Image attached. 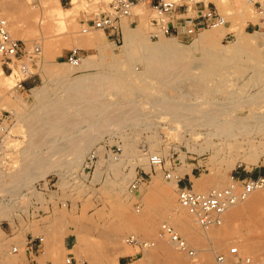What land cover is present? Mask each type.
<instances>
[{
  "label": "rangeland",
  "instance_id": "1",
  "mask_svg": "<svg viewBox=\"0 0 264 264\" xmlns=\"http://www.w3.org/2000/svg\"><path fill=\"white\" fill-rule=\"evenodd\" d=\"M48 1L52 4L58 3L56 13L60 15L62 23L53 18L51 13L45 12L43 6L48 4ZM75 1L81 2L74 4ZM202 1L214 5L228 23L223 27L222 34L218 35V45L228 47L240 55L243 51L240 45L242 38L251 39L253 44L257 45L263 43L258 29L254 27L259 23V18L250 0ZM17 2L27 6L20 7V11L7 7L6 15L0 19L9 21L12 36L25 43L28 52L34 57L35 64H31L25 57V60L12 66L14 75H11L9 70L4 72L1 68L0 71V186L6 189L11 186L8 183L19 185L18 178L22 176V180L25 175H8V172L5 173L6 169L14 167L17 170L22 165V159L29 160L37 154H32L35 141L30 142L27 135L29 128L26 130V127H34L35 124L37 129L42 127L39 122L32 125L29 123L30 119L42 115L45 111L44 104L46 106L52 101L67 102V99H72V95L69 97L71 92L65 90L69 88L66 89L67 85L70 86L69 83L78 78L118 75L127 71L125 62L120 63L124 60L121 47L125 43V27L129 31L142 32L150 44L163 39L174 40L182 47L191 48L190 52L197 57L200 52L192 46L199 36L222 28L207 29L196 37L186 34L176 37L164 36L152 25L156 14L149 7L140 5L134 10L133 18L123 20L122 31L119 33L92 30L85 34L82 22L105 10L108 0H72L68 5L61 0H40L39 5L25 0ZM25 8L30 11L25 12ZM60 24H63L64 28ZM154 34H157L158 38H152ZM92 42L94 46L90 45ZM85 43L89 46L81 48ZM35 44L41 45V55L32 53ZM74 49L81 51L83 60L90 55L96 57L98 64L87 70L82 67L83 63L82 68L71 66L66 59ZM24 63L28 64L30 71L39 76L41 81L31 92L18 88L19 83L26 79L21 73ZM254 64L255 62L252 65ZM131 65L135 67L133 70ZM131 65L129 68L132 72H142L140 64ZM59 70L69 72V76L65 80L60 76L58 78L54 73ZM194 72L198 74V71ZM125 79L126 89H122L123 93L121 89L118 95L110 91L106 93V98L116 104L122 96L124 100L132 97V93L127 91L136 92L135 87L139 91L143 89V104L135 113L138 118L136 124H133L135 127L127 125L130 126L127 128L122 124L125 128H121L120 124L121 127L114 124L112 128L108 124L103 138L98 136L95 129H91V136L88 127L80 132L81 138L79 134L74 135L79 137L77 139L69 136L61 139L49 138L52 140L50 141L47 137L46 140L49 141L45 142H49V145L40 148L38 157L45 159L44 162L47 163L51 161L49 164L54 167H51L43 178H34L30 183L21 181L17 191L0 195V205L5 199L10 201L3 202L6 213L0 214V245L8 252V258L15 264H65L69 256L88 264H179L175 261L178 257L183 261L181 264H217L218 256H229L230 249L238 247L242 256L251 258L253 264H264V252L263 255L256 256L253 249L254 242L264 234V198L253 208H248L257 194L264 193V189L253 193L246 202L229 209L223 217L221 227L204 230L196 217L180 208L176 181L166 179L168 173L183 179V183L190 178V185L196 192L208 193L213 189L228 187L233 176L264 178V172H261L264 171V156L251 168L240 163L233 166L231 160L236 159V156H217L216 148L210 146L207 141H196L190 135L170 133L165 124L167 117L156 114L150 104L162 88L159 81H145L139 78L140 81L135 75ZM41 91H44L43 94ZM34 93H38V96ZM155 124L160 127L157 128ZM85 131L88 133L85 134ZM83 134L85 137L82 138ZM261 134L252 135L256 138V152H264V131ZM133 140L137 146L136 151L145 149L143 156L130 152L128 145ZM106 143L121 147L119 159L115 160L110 156L113 163L111 167H105L100 161L90 175H84L83 166L89 153L99 149L101 154L105 155L103 146ZM79 151L81 162L72 165L76 158L79 160ZM74 154H77V157ZM155 154L163 157V167L151 165L150 157ZM64 158L69 162H65ZM12 160L14 162H11ZM156 185L160 186L159 192H154ZM185 222H189L190 229L199 235L198 243L187 240L182 231ZM163 223L172 224L181 237L190 243L197 252L196 258L179 252L173 243L160 238ZM131 236L145 243H154L155 246L149 250L129 246L125 239ZM31 237L45 238V245L40 253L28 250L27 243ZM14 247L19 248V253L13 252ZM123 254L126 257H118Z\"/></svg>",
  "mask_w": 264,
  "mask_h": 264
},
{
  "label": "bare ground",
  "instance_id": "2",
  "mask_svg": "<svg viewBox=\"0 0 264 264\" xmlns=\"http://www.w3.org/2000/svg\"><path fill=\"white\" fill-rule=\"evenodd\" d=\"M17 1L18 0H1L0 17L6 15L5 11L8 9L7 7L18 11L20 7L25 6ZM80 2L81 1H75L74 4H79ZM57 6L58 3L52 4L49 2L43 7L45 8V12L51 13L53 18L62 23L60 15L56 13ZM27 8H25V12L30 11ZM22 9L24 11V8ZM60 26L63 27V24H60ZM124 31H126L125 43L124 46L121 47V52L125 61L123 60V62L121 61L120 63L122 64L125 62V69L127 71L121 72L118 75L111 74L102 77H100V75L96 77H81L73 81V83H69L70 86L67 85L66 89L69 88L67 91L65 90V92H71L70 95H68L69 97L72 95L70 97L72 99L69 101L67 99V102L59 100L55 102L52 101V103L47 104L48 106L44 104V114L42 113L41 116L34 117L33 120L30 119L31 122L29 123L32 125L39 122L42 127L37 129L35 127L36 124L34 127H26V130L29 128L27 135L30 137V142L33 143V140L35 141L33 143L34 147H32V154L35 152L37 154L33 155L34 157L32 156L33 158L29 160L27 158L22 159V161L20 160L22 165L17 170L13 167L15 171H13L12 167L9 169L3 168L7 170L5 173L8 172V175L14 174L15 177H19L22 173H25L26 176L24 175L22 180L20 179L22 176L18 178L21 184V181L30 183L34 178H37V180L43 178L49 169L54 167L49 164L51 161L47 163L44 162L46 161L45 159L42 160L38 157V153L41 151L40 148L49 145V142H45L49 141V138L61 139L76 134H79L81 138L82 134L80 132L87 127L90 128L89 130L92 129L94 131L95 129V131L98 132V136L102 137L105 135L106 129H108V124L109 126L111 125L112 128L114 124L115 126H119L120 124L122 127H119L121 128H128L130 126L135 127L133 124H136L138 120L135 113L138 109H141V105L143 104L141 98L143 96L142 94L145 93L144 90L140 89L139 91L138 88L135 87L136 92L127 91L132 93V97L135 98L130 97L124 100L123 96H120L121 98L116 104L106 98V93L110 91L118 95L120 93L119 89H121V92L123 88L126 89L124 86L125 78L134 75L137 79L140 78L145 81L156 79L162 85L159 95H157L156 98L154 97V99L150 101V104L155 109L156 114L167 117V123L165 124L170 133L190 135L191 138L196 141L198 139L207 141L210 146L216 148L217 156L222 154L230 155L231 158L236 156V159L231 160L233 166L234 164L240 163L251 168L252 165L259 163V160L264 156V152H256V138L252 135H258L264 131V42L261 43V45H257L256 43L253 44L251 39L242 38L240 40V45L243 51L239 55L230 48L218 45L216 42L218 35L222 34L224 31L222 27L219 30L201 34L194 45L192 44V48L200 52V56L197 57L192 55L190 52L191 48L182 47L174 40L163 39L157 43L150 44L149 41L147 42L142 32L129 31L126 27ZM93 42L90 44L91 46H94ZM85 44H82L81 48L84 46L87 48L89 46ZM255 44L256 46H254ZM254 62L256 65H252ZM131 63L140 64L142 66V72H132L130 70L131 68H129ZM262 63L263 65H261ZM96 64H98L96 63V57L94 58V56L90 55L83 60L82 67L86 68L85 70H87V68L92 69ZM243 65L248 66H246V68ZM130 67H132V70L135 68L132 65ZM194 71H198V74ZM54 74H57L58 78L63 77V80L69 76V72L67 73L62 70ZM116 76H118V78ZM42 92L44 91H41V93ZM66 97L68 96L66 95ZM146 100L144 102L147 103ZM151 105L148 104V106ZM17 115L16 116L19 117L18 113ZM24 121L26 122V120ZM39 124L37 126H39ZM122 124L126 126L124 127ZM155 125L157 128L160 127L158 124ZM92 130L91 132L89 131L91 136ZM88 131H85V134L86 132L88 133ZM47 137L49 140H46ZM83 137H85V135L82 136V138ZM74 138L77 139L79 137L74 136ZM90 139L92 140V138ZM134 140L128 145L130 152L143 156L145 149L136 151L137 146H135L136 144L134 143L136 140ZM72 150H70V152ZM75 150L78 151V149ZM72 153H74V151ZM76 155L75 157H77ZM78 155L79 160L76 158V160L72 162V165L81 162L80 151ZM82 155L83 153L81 156ZM19 158L21 159V157ZM65 158L64 160L67 162L68 160L66 161ZM55 161L56 160H54V162ZM61 161L63 162V159ZM100 161L106 165L105 167H111L113 164L111 157L107 154H101L99 162ZM11 162H14V160ZM17 162L15 164L16 166ZM20 183L19 185L8 183V185H11L10 187L8 186V189L0 186V195L3 193L5 195L8 193L12 194L18 190L17 187L20 186ZM159 187V185H156L154 192H159ZM262 198H264V193L257 194L255 199L249 203L248 208H253ZM3 202L10 203L7 199L1 202L0 214L6 213V206ZM182 231L189 242H199V235L190 229L189 222L184 223ZM178 234L180 235V233ZM253 249L256 256L264 252V234L254 242ZM118 257H126V255L123 254ZM175 261L179 264L183 262L182 259L178 257L175 258ZM0 264H15L8 258V252L1 245Z\"/></svg>",
  "mask_w": 264,
  "mask_h": 264
},
{
  "label": "built area",
  "instance_id": "3",
  "mask_svg": "<svg viewBox=\"0 0 264 264\" xmlns=\"http://www.w3.org/2000/svg\"><path fill=\"white\" fill-rule=\"evenodd\" d=\"M10 1V0H5ZM30 1L33 5H39L40 0H25ZM62 3L68 5L72 0H61ZM108 6L93 18L85 19L83 23V33L87 34L92 30H100L105 33L122 31V22L124 19L134 17V10L144 5L149 7L155 14L156 19L152 21L155 29L164 36H179L186 34L190 37H196L207 29H215L226 27L227 21L225 17L218 13L216 7L211 3L198 0H108ZM253 4L256 15L259 18V23L255 25L260 32L264 42V0H250ZM152 38H158L154 34ZM32 53L41 55L42 48L40 44H35ZM27 57L31 64L34 63V57L28 52L24 42L15 39L10 32V23L6 19H0V64L5 72L11 71V75L15 74L13 65L25 60ZM83 56L80 50L74 49L70 51L67 57V63L73 67H80L83 63ZM27 59V60H28ZM21 73L26 79L22 80L18 88L23 89L26 81L36 77L33 74L28 64L24 63L21 66ZM108 156L118 160L122 149L119 145L105 144L103 146ZM101 152L99 149L92 150L83 166V174H91L96 168L100 160ZM151 165L154 167H163L164 159L158 154L150 157ZM166 179L176 181L178 201L181 208L187 210L191 215L197 218L200 227L204 230L221 227L223 217L226 212L238 205L247 201L250 196L258 190L264 189V178H247L239 179L232 177L230 185L224 189L211 190L208 193H198L192 185L184 186L183 179L175 178L172 174H166ZM160 238L166 239L173 243L177 250L185 253L190 258H196V250L184 240L169 223H163L161 226ZM129 246L139 247L142 250H149L155 246L154 243H145L138 238L131 236L125 239ZM45 245V238L28 239L27 247L29 251L40 253ZM14 253H19V248H13ZM233 261V262H230ZM217 264H253L249 257L242 256L238 247H232L229 256L220 255L216 260ZM66 264H88L85 261H78L72 256H69Z\"/></svg>",
  "mask_w": 264,
  "mask_h": 264
},
{
  "label": "crops",
  "instance_id": "4",
  "mask_svg": "<svg viewBox=\"0 0 264 264\" xmlns=\"http://www.w3.org/2000/svg\"><path fill=\"white\" fill-rule=\"evenodd\" d=\"M40 83H41V81H40V77H39V76H38V77L36 76V77H34L33 79L26 81V82L24 83V85H23V89L31 92V91L33 90V88H34L35 86L39 85ZM261 172H264V171H261ZM239 179H241V180H243V179H247V176H246V175H242V176L239 177ZM190 184H192V181H191L190 178H188V179L186 180V182L183 183L184 186H188V185H190ZM123 262H124V261H123Z\"/></svg>",
  "mask_w": 264,
  "mask_h": 264
}]
</instances>
